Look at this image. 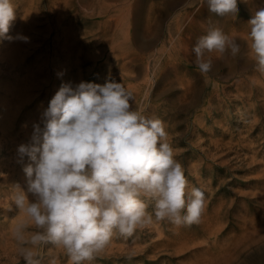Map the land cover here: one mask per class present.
I'll return each instance as SVG.
<instances>
[{
    "label": "rangeland",
    "instance_id": "374dc122",
    "mask_svg": "<svg viewBox=\"0 0 264 264\" xmlns=\"http://www.w3.org/2000/svg\"><path fill=\"white\" fill-rule=\"evenodd\" d=\"M184 1L167 7V13L158 19L163 0H12L17 18L9 35L21 34L26 23L31 24L30 34H35L30 35L34 41L22 43L17 52L12 43L15 46L18 39L0 40V55L7 54L0 56V93L15 86L26 88L29 96L21 93L27 98L14 104L11 100L16 97L4 90L0 95V115L9 113L0 119V124L4 123L0 125V264H24L17 258L11 236L12 228L23 219L12 201L13 186L19 184L26 191L23 167L30 163L27 157L23 163L17 162L18 145L29 142L33 122L39 121L42 109L63 83L103 84L109 77L133 93V106L165 122L189 189L197 187L205 194V209L201 222L191 227L177 229L162 222L128 239L116 236L93 264H212L213 259L214 264H264V75L254 71L246 44L247 22L255 10L264 7V0H238L236 16L224 17L205 9L203 0ZM210 26L235 37L241 51L227 59H217L212 53L215 66L203 75L191 49ZM121 32L118 40L125 42L116 48L112 45ZM8 56L15 61L10 63ZM6 70H11V75ZM42 255L45 264L52 257L57 264H68L63 252L51 246L43 249Z\"/></svg>",
    "mask_w": 264,
    "mask_h": 264
},
{
    "label": "clouds",
    "instance_id": "9594fccd",
    "mask_svg": "<svg viewBox=\"0 0 264 264\" xmlns=\"http://www.w3.org/2000/svg\"><path fill=\"white\" fill-rule=\"evenodd\" d=\"M203 3L220 17L238 13V0ZM15 19L12 0H0V40L27 42L19 33L9 35ZM247 25L248 56L254 71L264 75V7ZM191 51L207 75L214 67L212 53L235 58L241 47L222 28L210 26ZM130 102L135 105L133 93L111 77L103 84L63 83L33 122L29 142L16 149L17 162L30 161L23 167L26 191L13 186L12 201L23 216L11 231L19 261L45 264L42 250L51 246L68 264H93L116 236L128 239L154 223L179 229L201 222L205 194L189 189L165 122Z\"/></svg>",
    "mask_w": 264,
    "mask_h": 264
},
{
    "label": "bare ground",
    "instance_id": "6f19581e",
    "mask_svg": "<svg viewBox=\"0 0 264 264\" xmlns=\"http://www.w3.org/2000/svg\"><path fill=\"white\" fill-rule=\"evenodd\" d=\"M123 1H124V0H123ZM163 1H164V2L161 3V4H162V9L160 8L161 11L159 10L160 12H158V14H157L158 19H160L161 17H163V15H164L163 13H165V11H166L165 9H166L167 7L174 6V5H176L178 2H182V1H184V0H163ZM65 2H66V1H65ZM114 2H115V1H114ZM114 2H113V3H114ZM184 2H185V1H184ZM58 3H59V2H58ZM118 3H119V2H118ZM122 3H123V2H122ZM59 4H60V3H59ZM61 4H62V2H61ZM66 4H69V3H66ZM126 4H127V3H126ZM109 5H110V4H109ZM114 5H115V4H113V6H114ZM59 6H60V5H59ZM128 6H129V5H128ZM202 6L205 7V9H207V5H206L205 3H203ZM29 8H31V7H29ZM58 8L61 9L60 7H58ZM171 8H172V7H171ZM99 9H100V8H99ZM158 9H159V8H158ZM35 10H37V9H35ZM63 10H64V9H63ZM63 10H62V11H63ZM26 11H27V10H26ZM66 11H67V10H66ZM113 11H114V10H113ZM116 11H117V10H116ZM118 11H120V10H118ZM121 11H122V10H121ZM27 12H28V11H27ZM31 12H32V11H31ZM31 12H30V13H31ZM122 12H123V11H122ZM32 13H33V12H32ZM35 13H36V12H35ZM106 13H107V12H106ZM116 13H117V12H116ZM166 13H167V12H166ZM166 13H165V14H166ZM24 14H25V13H24ZM37 14H38V13H37ZM59 14H60V13H59ZM59 14H58V15H59ZM62 14H63V13H62ZM28 15H29V14H28ZM58 15H57V16H58ZM107 15L110 16V13L107 14ZM123 15H124V14H123ZM21 16H22V15H21ZM21 16H19V18H20ZM26 16H27V15H26ZM29 16H30V15H29ZM29 16H28V17H29ZM45 16H46V15H45ZM57 16H55V17H57ZM59 16H61V14H60ZM64 16H66V15H64ZM111 16H112V15H111ZM111 16H110V17H111ZM28 17H25V19L28 18ZM121 17H122V16L120 15V18H121ZM165 17H166V16H165ZM16 18H17V16H16ZM47 18H48V17H47ZM57 18H58V17H57ZM67 18H68V17H67ZM106 18H107V17H106ZM123 18H124V17H123ZM20 19H21V18H20ZM25 19H24V20H25ZM29 19H30V18H29ZM33 19H34V17H33ZM35 19H36V18H35ZM52 19H53V18H52ZM58 19H59V18H58ZM39 20H40V19H39ZM53 20H54V19H53ZM66 20H67V19H66ZM121 20H123V19H121ZM17 21H18V19H17ZM26 21H27V20H26ZM26 21H25V22H26ZM28 21H30V20H28ZM33 21H34V20H33ZM54 21L56 22V20H54ZM59 21H60V20H59ZM68 21H69V20H68ZM117 21H119V20H117ZM35 22H36V21H35ZM72 22H73V21H72ZM112 22H115V21H112ZM19 23H20V22H19ZM57 23H58V22H57ZM110 23H111V22H110ZM121 23H122V22H121ZM124 23H125V22H124ZM22 24H24V23H22ZM43 24H44V23H43ZM115 24H116V23H115ZM52 25H53V24H52ZM58 25H59V24H58ZM72 25H73V24H72ZM108 25H109V24H107V26H108ZM111 25H113V24H111ZM26 26L29 27V26H31V24L27 25V23H26ZM26 26H25V27H26ZM49 26H50V25H49ZM53 26H54V25H53ZM65 26H71V24H69V25H65ZM117 26H119V25H117ZM28 27H27V29H23L24 27H23V28L21 27V28H22L21 30H23L22 33H21V35L23 34V36L28 37V40H27V41H30V40H32V39L34 38V37H31L30 35L35 34V33L33 32V33L30 34L31 31L28 30L30 27H29V28H28ZM35 27H36V26H35ZM40 27H41V26H40ZM47 27H48V26H46V28H47ZM31 28H32V27H31ZM53 28H54V27H53ZM56 28H57V27H56ZM59 28H60V27H59ZM64 28H65V27H63V29H64ZM115 28H116V27H115ZM122 28H123V27H122ZM126 28H127V27H126ZM43 29H44V28H43ZM48 29H49V28H48ZM66 29H68V28H66ZM70 29H71V28H70ZM73 29H74V27H73ZM37 30H38V28H37ZM116 30H117V29H116ZM34 31H35V30H34ZM39 31H40V30H39ZM57 31H58V30H57ZM63 31H64V30H63ZM71 31H72V30H71ZM71 31H70V32H71ZM125 31H126V30H125ZM20 32H21V31H20ZM45 32H46V31H45ZM55 32H56V30H55ZM59 32H60V31H59ZM59 32H58V33H59ZM61 32H62V31H61ZM67 32H68V31H67ZM112 32H113V31H112ZM40 33H41V32H40ZM40 33H39V34H40ZM68 33H69V32H68ZM104 33H105V32H104ZM115 33H116V32H115ZM117 33H118V32H117ZM124 33H126V32H124ZM39 34H38V35H39ZM44 34H45V33H44ZM125 35H126V34H125ZM63 36H64V35H63ZM61 37H62V36H61ZM67 37H69V36H67ZM75 37H76V36H75ZM120 37H122V32L119 33V35L116 37V42H115V44L112 45V46H115V45L118 46V44H119V45L124 44L125 40H124V41H122L121 39L118 40V38H120ZM124 38H125V37H124ZM46 39H47V37H46ZM46 39H45V40H46ZM63 39H64V38H63ZM63 39H61V41H63ZM71 39H72V37H71ZM18 40H19V39H18ZM18 40L16 41V45H15V46H14V43H12V44H13V47H14L13 50H15V49H19L18 46H20L22 43H23V44L25 43V41H23V40H19L20 42H19V44H17V43H18ZM36 40H37V39H36ZM36 40H35V41H36ZM14 41H15V40H14ZM32 41H34V40H32ZM37 41H40V40H37ZM64 41H65V40H64ZM75 41H76V40H75ZM114 41H115V40H114ZM114 41H113L112 43H114ZM7 42H9V41H7ZM11 42H12V41H11ZM51 42H52V41H51ZM54 42H55V41H54ZM54 42H53V43H54ZM44 43H45V42H43V44H44ZM55 43H56V42H55ZM65 43H66V42H65ZM104 43H105V42H104ZM112 43H111V44H112ZM3 44H4V43H3ZM8 44H11V43H8ZM75 44H76V43H75ZM108 44H109V43H108ZM111 44H110V46H111ZM40 45H41V44H40ZM56 45H57V44H56ZM105 45H106V44H105ZM11 46H12V45H11ZM35 46H36V45H35ZM41 46H42V45H41ZM50 46H51V45H50ZM74 46H75V45H74ZM110 46H109V47H110ZM6 47H7V44H6ZM23 47H24V46H23ZM31 47H33V46H31ZM31 47H30V50L32 49ZM38 47H39V46H38ZM69 47H70V46H69ZM71 47H72V46H71ZM115 47H116V46H115ZM24 48H25V47H24ZM42 48H43V47H42ZM104 48H105V47H104ZM116 48H117V47H116ZM21 49H22V48H21ZM54 49H55V48H54ZM69 49L73 50L72 48H69ZM105 49H106V48H105ZM112 49H113V48H112ZM9 50H11V49L9 48ZM13 50H12V51H13ZM27 50H28V49H27ZM40 50H41V49H40ZM42 50H43V49H42ZM98 50H99V49H98ZM98 50H97V51H98ZM15 51H16V50H15ZM23 51H24V49H23ZM16 52H17V51H16ZM33 52H34V51H33ZM56 52H57V51H56ZM68 52H69V51L67 50V53H68ZM74 52H75V51H74ZM100 52H101V51H100ZM120 52H121V51H120ZM120 52H119V53H120ZM123 52H124V51H122L121 54H122ZM125 52H127V51H125ZM8 53H12V52H8ZM24 53H25V52H24ZM31 53H32V52H31ZM39 53H40V52H39ZM105 53H106V52H105ZM2 54L7 55V54L5 53V51L2 52L1 55H2ZM14 54H15V53H14ZM14 54H13L12 56H13V57H16V55L14 56ZM16 54H18V53H16ZM20 54H21V52H20ZM35 54H37V52H36ZM114 54H115V52H114ZM1 55H0V56H1ZM8 55H10V54H8ZM32 55H33V54H32ZM115 55H116V54H115ZM131 55H132V54H131ZM191 55H192V54H191ZM193 55H194V54H193ZM12 56H8V60L10 61V63H12V60H11V59H14V58H12ZM19 56H20V55H19ZM19 56H18L16 59H18ZM56 56H57V55H56ZM66 56H67V55H66ZM66 56H65V57H66ZM68 56H69V55H68ZM72 56H73V55H72ZM129 56H130V55H129ZM129 56H128V57H129ZM1 57H2V56H1ZM5 57H6V56H5ZM22 57H23V56H21L20 59H21ZM26 57H27V56H26ZM34 57H35V55H34ZM70 57H71V55H70ZM120 57H121V56H120ZM193 57H194V56H193ZM71 58L73 59L74 57H71ZM194 58H195V57H194ZM27 59H30V58H27ZM75 59H76V58H75ZM124 59H125V58H124ZM213 59H214V58H213ZM8 60H7V61H8ZM25 60H26V59H25ZM30 60H31V59H30ZM30 60H29V61H30ZM32 60H33V58H32ZM32 60H31V61H32ZM67 60H69V59H67ZM76 60H77V59H76ZM121 60H122V59H121ZM9 61H8V62H9ZM14 61H15V59H14ZM31 61H30V62H31ZM34 61H35V59H34ZM54 61L56 62V60H54ZM54 61H53V62H54ZM74 61H75V60H74ZM2 62H3V61H2ZM4 62H5V60H4ZM8 62H7V64H8ZM25 62H26V61H25ZM25 62H24V63H25ZM37 62H38V61H37ZM37 62H36V64H37ZM71 62H73V61H71ZM216 62H217V61H216ZM13 63H14V62H13ZM33 63H35V62H33ZM33 63H31L30 65H32ZM38 63H39V62H38ZM47 63H48V62H47ZM0 64H2V63H0ZM3 64H4V63H3ZM7 64H6V65H7ZM19 64H20V62H19ZM25 64H26V63H25ZM55 64H56V63H55ZM55 64H53V65H55ZM67 64H68V63H67ZM125 64H126V63H125ZM65 65H66V64H65ZM74 65H76V64H74ZM0 66H1V65H0ZM3 66H4V65H3ZM18 66H19V65H18ZM27 66H28V65H27ZM27 66H26V68H27ZM46 66H47V64H46ZM71 66H73V64H72ZM121 66H122V65H121ZM214 66H215V64H214ZM10 67H12V66H10ZM14 67H15V66H14ZM34 67H37V66H34ZM47 67L49 68V66H47ZM61 67H63V66H61ZM61 67H59V68L61 69ZM2 68H3V67H2ZM37 68L39 69L40 67L38 66ZM63 68H64V67H63ZM7 69H8V67H7ZM31 69H32V68H31ZM0 70H1V69H0ZM26 70H27V69H26ZM44 70H46V68H45ZM44 70H43V71H44ZM69 70H70V69H69ZM6 71H7V70H6ZM27 71H28V70H27ZM30 71H31V70H30ZM53 71H54V70H53ZM15 72H16V71H15ZM58 72H59V71H58ZM11 73H12L11 70H9V71H7L6 74H7V75H11ZM20 73H21V72H20ZM28 73H29V72H28ZM60 73H61V72H60ZM65 73H66V72H65ZM65 73H63V74H65ZM0 74H1V72H0ZM18 74H19V73H18ZM30 74L32 75V72H31ZM30 74H29V75H30ZM31 75H30V78H31ZM69 75H70V74H69ZM23 76H24V75H23ZM33 76H34V75H33ZM36 76H37V74H36ZM40 76H41V75H40ZM52 76H53V72H52ZM67 76H68V74H67ZM13 77H14V76H13ZM25 77H26V76H25ZM71 77H72V76H71ZM10 78H11V77H10ZM15 78H16V76H15ZM32 78H33V77H32ZM35 78H36V77H35ZM37 78H38V77H37ZM59 78H60V77H59ZM66 78H67V77H66ZM68 78H69V77H68ZM2 79H3V78H2ZM8 79H9V78H8ZM21 79H22V78H21ZM42 79H43V78H42ZM0 80H1V79H0ZM3 80H4V79H3ZM3 80H2V81H3ZM10 80H13V78L10 79ZM24 80H25V79H24ZM63 80L65 81V78H63ZM72 80H73V78H72ZM72 80H71V81H72ZM7 81H9V80H7ZM19 81H20V80H19ZM28 81H29V80H28ZM33 81H35V80H33ZM37 81H38V80H37ZM61 81H62V80H61ZM64 81H63V82H64ZM23 82H24V81H23ZM23 82H22V84H24ZM45 82H46V81H45ZM68 82H69V81H68ZM72 82H73V81H72ZM6 83H7V82H6ZM13 83H14V81H13ZM20 83H21V82H20ZM20 83H19V86H20ZM25 83H27V82H25ZM39 83H40V82H39ZM1 84H2V82H1ZM36 84H37V83H36ZM11 85H12V84H11ZM26 85H27V84H26ZM37 85H38V84H37ZM46 85H47V84H46ZM7 86H9V85H7ZM7 86H6V87H7ZM12 86H13V85H12ZM21 86H22V85H21ZM24 86H25V85H24ZM34 86H35V85H34ZM2 87H5V86L3 85ZM17 88H18V87H15V86H14L13 88H8V87H7L5 90L3 89V90L6 91L8 94H10V96H12V97H16V100H13V99L11 100V101H16L15 103L12 102V103H14V104H16L17 102L19 103L20 101L24 100L25 97L27 98V96H28L27 93L25 94V92H27V89H26V88H24V87L21 88V89H17ZM34 88H35V87H34ZM0 90H1V89H0ZM3 90H2V91H3ZM21 90H22V91H21ZM34 90H35V89H34ZM2 91H1V93H3ZM15 92H17V94H19V96H18ZM37 92H38V91H37ZM210 92H211V91H210ZM1 93H0V95H1ZM4 93H5V92H4ZM21 93H24V95H27V96L23 97V94H21ZM30 93H31V92H30ZM30 93H29V95H30ZM35 93H36V92H35ZM35 93H34V94H35ZM41 93H42V92H41ZM12 94H14V95H12ZM31 94H33V92H32ZM210 94H211V93H210ZM1 96H2V95H1ZM30 96H31V95H30ZM37 96H38V95H37ZM4 97H5V96H4ZM12 97H10V98H12ZM210 97H211V96H210ZM210 97H209V98H210ZM5 98H6V97H5ZM10 98H9V99H10ZM28 98H29V96H28ZM14 99H15V98H14ZM0 101H3V100L0 99ZM7 101H8V100H7ZM9 102H10V101H9ZM24 102H25V101H24ZM5 103H6V102H5ZM3 104H4V102H3ZM6 104L9 105V103H6ZM20 105H21V104H20ZM15 106H16V105H15ZM5 107H8V106H5ZM17 107H18V105L16 106V108H17ZM20 107H21V106H20ZM139 107H141V106H139ZM3 108H4V106H3ZM11 108H12V104H11ZM14 108H15V107L13 106L12 109H14ZM6 109H10V108L8 107V108H6ZM16 110H17V109H16ZM42 111H43V109H42ZM0 112H1V111H0ZM7 112H8V111H7ZM9 112H10V111H9ZM19 112H20V111H19ZM16 113H17V112H16ZM38 113H40V111H39ZM3 114H5V113H3ZM3 114H1V115H3ZM8 114H9V113H8ZM8 114H5V115H8ZM10 114H11V113H10ZM12 114H13V113H12ZM14 114H15V113H14ZM1 115H0V119L2 118ZM39 115H40V114H39ZM10 116H11V115H10ZM17 116H18V115H17ZM37 116H38V115H37ZM12 117H13V116H12ZM14 117H15V115H14ZM4 118H5V117H4ZM4 118H3V120H5V123H6V119H7V118H6V119H4ZM9 118H11V117H8V119H9ZM39 118H40V117L38 116V119H39ZM11 119H12V118H11ZM32 120H34V119H32ZM0 121H1V120H0ZM11 122L14 123L13 121H11ZM28 122H29V121H28ZM8 123H9V121H8ZM8 123H7V124H8ZM24 123H25V122H24ZM22 124H23V123H22ZM27 124H28V123H27ZM27 124H25V125H27ZM0 125H3V126H4V123H2V124H0ZM8 126H9V125H7V127H6L7 129H9ZM11 126H12V125H11ZM9 127H10V126H9ZM0 128H2V127H0ZM23 128H24V126H23ZM27 128H29V126H28ZM27 128H25V129L27 130ZM7 129H6V130H7ZM25 129H24V130H25ZM31 129H32V127H31ZM4 131H5V130H4ZM9 131H10V130H9ZM9 131H8V132H9ZM27 131H29V130H27ZM30 131H31V130H30ZM0 132H2V131H0ZM18 132H19V131H18ZM25 132H26V131H25ZM6 133H7V132H6ZM10 133H11V132H10ZM14 133H15V132H14ZM14 133H12V134H14ZM24 134H25V133H24ZM12 136H13V135H12ZM21 136H23V135H21ZM10 137H11V136H10ZM13 137H14V136H13ZM7 138H8V137H7ZM19 138H20V137H19ZM13 141H14V140H13ZM15 142H16V141H15ZM15 142H14V143H15ZM17 144H18V143H17ZM15 145H16V144H15ZM13 147H14V146H13ZM14 149H15V148H14ZM213 226H214V225H213ZM249 228H250V227H249ZM245 229H246V228H245ZM251 230H252V229H251ZM255 230H256V229H255ZM252 231H253V230H252ZM257 231L259 232V230H257ZM253 232H254V231H253ZM216 233H217V232H216ZM211 235H212V234H211ZM255 235H256V234H255ZM244 236L246 237V235H244ZM247 236H248V235H247ZM234 237H235V236H234ZM245 237H244V238H245ZM252 237H253V236H252ZM261 237H262V236H261ZM250 238H251V237H250ZM254 238H255V237H254ZM256 238H258V237H256ZM256 238H255V239H256ZM227 239H228V238H227ZM235 239H236V238H235ZM245 239H246V238H245ZM255 239H254V240H255ZM211 240H212V239H211ZM224 241H225V240H224ZM226 241H227V240H226ZM226 241H225V242H226ZM229 241H230V240H229ZM242 241L244 242V239H243ZM242 241H241V242H242ZM258 241H259V240H258ZM180 242H181V241H180ZM214 242H215V241H214ZM241 242H240V243H241ZM243 242H242V243H243ZM250 242H251V241H250ZM256 242H257V240H256L254 243H256ZM191 243H192V242H191ZM219 243H220V242H219ZM240 243H239V244H240ZM251 243H253V242H251ZM180 245H181V244H180ZM236 245H238V244H236ZM244 245H246V244H244ZM247 245H248V244H247ZM251 245H252V244H251ZM251 245H249V246H251ZM235 247H236V246H235ZM227 248H228V247H227ZM247 248H248V247H247ZM211 249H213V248H211ZM235 249H236V248H235ZM227 250H228V249H227ZM243 250H244V249H241V252H242ZM218 251H219V250H218ZM223 251H224V250H223ZM228 251H229V250H228ZM230 251H231V253H233L231 249H230ZM241 252L238 253V255L241 254ZM224 253H226V252H224ZM227 253H228V252H227ZM224 255H225V254H224ZM224 255H223V257H224ZM229 255H230V254H229ZM238 255H237V256H238ZM235 256H236V255H235ZM237 256H236V258H237ZM226 257H227V256H225L224 258H226ZM232 257H233V256H232ZM224 258H223V259H224ZM261 258H262V257H261ZM216 259H217V258H216ZM220 259L222 260V258H220ZM231 260H233V259H231ZM253 260H254V258H253ZM255 260H256V259H255ZM262 260H264V259H262ZM227 261H229V259H227ZM256 261H257V260H256ZM204 262H205V261H204ZM213 262H214V259H213ZM213 262H211V263L214 264ZM245 263H246V262H245ZM207 264H209V263H207ZM222 264H223V263H222ZM230 264H231V263H230Z\"/></svg>",
    "mask_w": 264,
    "mask_h": 264
}]
</instances>
